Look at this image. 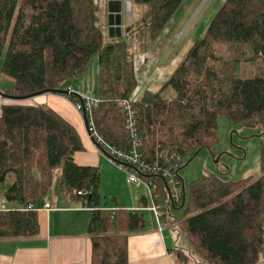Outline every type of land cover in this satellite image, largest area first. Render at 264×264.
<instances>
[{"label":"trees","instance_id":"1","mask_svg":"<svg viewBox=\"0 0 264 264\" xmlns=\"http://www.w3.org/2000/svg\"><path fill=\"white\" fill-rule=\"evenodd\" d=\"M130 1L129 30L115 38L106 33L105 10L95 0H0L1 73L13 82L2 92L26 96L54 89L78 102L67 89L96 56L100 102L91 111L94 127L104 143L130 149L118 102L134 97L136 148L147 168H123L149 183L160 205L159 223L170 220L178 235L170 250L197 264H264V144L259 176L228 180L204 173L189 182L182 206L179 175L200 150L218 143L221 114L237 127L257 126L264 138V0H224L161 87L139 95L135 57L153 49L183 0ZM134 5L146 12L136 18ZM92 139L110 158L105 144ZM83 149L77 129L51 107L2 104L0 198L7 205L0 209V239L37 235L36 209L25 207L40 202L57 182L93 209L87 227L91 264H128V234L142 230L144 219L137 211L100 208L98 166L74 160ZM181 234L187 245L179 242Z\"/></svg>","mask_w":264,"mask_h":264},{"label":"crops","instance_id":"2","mask_svg":"<svg viewBox=\"0 0 264 264\" xmlns=\"http://www.w3.org/2000/svg\"><path fill=\"white\" fill-rule=\"evenodd\" d=\"M104 21L106 22L105 16ZM172 22L162 33L153 49L143 54V56L147 54L149 58L145 62L137 59L139 61L137 63L135 60L139 77L138 87L135 90L136 95L145 89L158 90L193 43L191 42L187 48L184 46L183 52L169 58L162 67L155 68L151 64L152 59L154 56L161 55L170 45L167 35ZM93 64L95 65L92 70L97 73L98 64ZM172 64L174 66L168 72ZM86 72L87 70L78 76L76 79H80H75V83L72 82L71 90L82 97L95 93L98 98L97 75L92 78L91 82L97 85L95 88L93 86L86 89L84 84L79 83L85 80L83 78ZM1 74L0 65V91L11 89L13 82L1 77ZM11 102L9 98L0 95V112L2 104ZM26 103L51 107L77 129L84 149L75 152L74 160L79 165L98 166L100 170V208L109 210L123 208L137 211L142 215L145 222L144 228L128 234V264H197L193 259L183 260L177 257L170 250L175 240L164 230V225L159 223L153 208H150L149 188L141 184L134 185L127 177V169L119 167L91 139L82 114L74 108L70 100L58 93H44L31 98ZM104 181L111 186L109 189H104ZM120 186H123L124 193L121 192ZM47 197L51 208L44 209L40 202L35 207L39 223L37 235L27 238L0 239V264H91V236L87 232V227L93 209L85 206L81 201L70 198L61 191L58 184L51 188ZM171 213L175 214L173 209Z\"/></svg>","mask_w":264,"mask_h":264},{"label":"rangeland","instance_id":"3","mask_svg":"<svg viewBox=\"0 0 264 264\" xmlns=\"http://www.w3.org/2000/svg\"><path fill=\"white\" fill-rule=\"evenodd\" d=\"M128 1L131 3L130 0H127V2ZM223 1L224 0H183L181 6L173 14L171 19L173 22L169 27V34L167 35L168 44L170 45L161 55H158L157 57L154 56L151 64L155 68L162 67L169 58L177 56L183 52V50H185L184 46L187 48L191 42L200 38L205 33L210 20L215 15ZM97 3L100 4L99 2ZM105 3L106 0L101 3L104 10L106 5ZM127 8L128 13L131 15L132 3L128 4ZM146 9L147 8L144 5H134L133 12L135 13V17L137 18L138 16L140 17L143 15L144 12H146ZM126 17L129 20L128 14ZM137 56L141 58H136ZM136 57L135 60L137 63L139 62L137 59H141L145 62V60L149 58L147 54L144 56L138 54ZM93 63L98 64L96 56L92 58L88 66L87 72L84 76L85 78H83L85 80H83V82H79L82 85L84 84L83 86H85L86 89L92 88L93 86L95 88L97 86L95 83H91L92 78L95 77V75H97L96 82L98 77V72L96 73L92 70L93 65H95ZM173 64L170 68H168V70L165 69V71L167 70L169 72V70H171L174 66ZM164 74L162 76H164ZM1 75V77H4L12 83L11 78L4 76L3 74ZM165 92H171V89L167 88ZM85 97L96 98V94L85 95ZM30 100L31 98L23 100V102L26 103ZM257 130V126L245 125L237 127L231 123L225 115H219L217 118L218 143L215 144L212 149L204 148L200 150L186 166L179 169V175L183 178L185 190L187 191L190 181L195 180L204 173L208 172L216 173L222 178L228 180H238L247 176H259V155L261 144H264V138L257 136L260 134ZM216 159L217 161L215 162ZM128 175L129 173L127 172V177ZM56 185L57 182H55L53 186L55 187ZM141 185L146 188L148 187L144 182H142ZM103 187L106 190L111 186L108 185V182L104 181ZM120 188L121 192L124 193L123 186H120ZM47 196H49V193ZM149 200L151 201L149 202L150 208L152 209V200L150 197ZM174 213L178 214L179 211L174 210ZM162 224L164 225V230L168 232L171 235V238L176 241L178 235L169 225L170 220L163 221ZM179 242L181 244H188L186 237L182 234L179 238Z\"/></svg>","mask_w":264,"mask_h":264},{"label":"built area","instance_id":"4","mask_svg":"<svg viewBox=\"0 0 264 264\" xmlns=\"http://www.w3.org/2000/svg\"><path fill=\"white\" fill-rule=\"evenodd\" d=\"M104 0H95V2H99L100 4ZM71 87H68L67 92H71ZM64 96V95H62ZM66 98V96H64ZM134 101V97L130 98H125L121 99L118 102V105L124 110L125 112V121H126V128L128 129L130 133V138H131V148L128 150H121L118 149L114 146H111L109 144L104 143V141L98 136L96 129L94 127V122L92 119L91 111L92 108L97 106L100 102V99L98 98H89V97H82V101H78L73 103L74 108L80 112L81 114L84 112L86 117H87V123H88V131H89V136L92 137H97V141L101 142L104 145V148L106 149L107 153L114 158L111 160L117 163V165L121 168L124 167L125 164L127 165H137L142 169V171H145L147 166L143 164V162L140 160L139 154L137 152L136 148V120L134 117V110L132 109V102ZM165 175L168 173H164ZM129 180L134 183L136 186L140 185L142 182H144L147 186L149 183L145 182L138 174L137 172L131 171L129 172L128 175ZM171 184L173 185V189L176 190L175 186V181L173 179L170 180ZM149 188V186H148ZM150 192V190H149ZM151 196V195H150ZM152 200V208L155 212V214L158 217L159 214V207L157 203H155L154 198H151ZM41 206L44 209H49L51 208V203L48 199V197H44L40 201ZM6 201L3 198H0V209H4L6 207ZM36 205L29 203L25 209H35Z\"/></svg>","mask_w":264,"mask_h":264},{"label":"water","instance_id":"5","mask_svg":"<svg viewBox=\"0 0 264 264\" xmlns=\"http://www.w3.org/2000/svg\"><path fill=\"white\" fill-rule=\"evenodd\" d=\"M105 4H106L105 5V18H106L105 27L107 30V34L109 37L119 38V37L123 36V34L126 31L129 30V27H126V20H127L126 15L128 14V17L130 19L131 15L128 13L127 7H128V4H131V3L129 1L127 2V0H106ZM44 93H61V92L59 90H54V89H45V90L37 91L35 93H32L30 95H26V96H11V95H7V94L3 93L2 91H0V95L9 98L12 101H20V100L30 99V98H33L37 95H41ZM78 97H79L80 101H82V96L78 94ZM82 117L84 119V123H85V127L87 129V132L89 133L87 117H86L84 112L82 113ZM257 136H260V134H258ZM100 149L103 151L102 148H100ZM194 156L192 157V159L194 158ZM191 160H189L184 165H182L181 168L186 166ZM216 161H217V159L215 160V162ZM180 181L182 184V196H183V200L181 203V206H182L185 202V188H184V181H183V178L181 176H180ZM165 186L167 189L169 199H170V201H172V194H171V192L168 188V185L166 183H165Z\"/></svg>","mask_w":264,"mask_h":264},{"label":"bare ground","instance_id":"6","mask_svg":"<svg viewBox=\"0 0 264 264\" xmlns=\"http://www.w3.org/2000/svg\"><path fill=\"white\" fill-rule=\"evenodd\" d=\"M128 20V19H127ZM136 166V165H135Z\"/></svg>","mask_w":264,"mask_h":264}]
</instances>
